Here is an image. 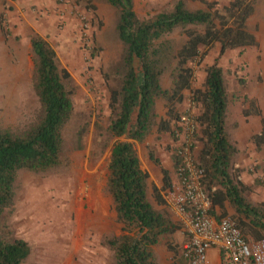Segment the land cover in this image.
Returning a JSON list of instances; mask_svg holds the SVG:
<instances>
[{
	"label": "trees",
	"instance_id": "16d2710c",
	"mask_svg": "<svg viewBox=\"0 0 264 264\" xmlns=\"http://www.w3.org/2000/svg\"><path fill=\"white\" fill-rule=\"evenodd\" d=\"M117 10L116 34L123 45L115 67L117 85L108 89V126L112 144L107 166L106 191L123 235H105L102 245L109 249L113 264H161L155 249L164 246L173 254V263L182 245L175 234L183 224L173 220L159 190L153 188L156 208L148 198V173L141 168L135 143H143L153 132L172 139L170 158L176 174L179 160L175 145L180 133V112L185 93L198 108L195 117V164L202 170L201 186L216 218L230 217L248 241L264 239V202L248 199L251 187L242 180L240 149L235 139L239 123L229 116L230 95L223 68L213 63L202 71L204 78L195 87L196 71L211 51L242 52L258 48V41L247 28L256 0H231L225 6L198 0L204 8L191 10L185 0H174L172 7L149 19H140L133 0H105ZM178 31L181 41L168 38ZM34 70V88L41 106L39 120L24 131H0V264H25L32 253L28 241L17 237L13 217L19 190V177L27 172L50 176L66 172L71 159L63 131L75 116V87L69 73L60 66L55 48L46 38L28 35ZM99 54L95 45L90 57ZM168 75L171 85L163 89ZM108 81V75H105ZM163 99L166 116L159 118L156 100ZM242 116L260 118L262 129L251 138L257 151L264 148V118L255 100ZM85 127L78 132L79 139ZM149 161L159 168L162 190L173 185L172 172L147 148ZM264 167V163H263Z\"/></svg>",
	"mask_w": 264,
	"mask_h": 264
},
{
	"label": "rangeland",
	"instance_id": "374dc122",
	"mask_svg": "<svg viewBox=\"0 0 264 264\" xmlns=\"http://www.w3.org/2000/svg\"><path fill=\"white\" fill-rule=\"evenodd\" d=\"M15 1V0H13ZM219 6L231 0H207ZM21 13L29 20L24 33L12 27L9 12L14 5L0 0V131L18 134L41 116V106L34 88L33 60L28 35L38 34L55 48L59 64L70 75L75 87V116L65 127L63 136L71 159L68 171L50 176L24 172L19 177L16 212L13 217L17 237L28 241L32 253L25 264H113L111 253L102 245L105 235H123L117 222L114 206L106 191L108 162L114 139L106 135L108 126V89L117 85L115 67L121 60L123 45L116 34L117 10L105 0H16ZM174 0H133V10L140 19L167 11ZM191 10L204 6L198 0H185ZM16 4V3H15ZM32 18V19H30ZM248 30L255 35L258 48L239 52L227 51L219 55L218 47L209 53L196 71L195 87L201 85L203 69L213 63L224 69L230 95L229 116L239 123L235 133L243 168L242 180L251 187L248 199L253 203L264 202V148L257 151L251 138L261 130L259 117L242 116L243 108H250L255 100L264 118V0H256L254 11L247 21ZM168 38L181 41L175 31ZM96 46L99 54L91 58L90 48ZM108 75V81L106 76ZM171 81L166 75L163 89ZM180 116L198 114L192 96L185 93L182 104L177 105ZM159 118L166 116L163 99L156 100ZM85 127L82 139L78 132ZM244 130L259 128L251 136ZM246 141V142H245ZM178 143V142H177ZM169 134L157 138L153 132L143 143H135L141 168L148 173V198L156 207L153 188L164 199L162 176L159 168L148 159L147 148L155 149L162 165L172 170ZM195 154L197 149H194ZM167 164H171L168 166ZM152 166V167H151ZM174 221L182 223L165 202ZM182 225V224H181ZM175 240L185 242L183 230ZM180 235V236H179ZM161 264H172L173 254L164 246L155 249ZM181 252L176 257L183 264Z\"/></svg>",
	"mask_w": 264,
	"mask_h": 264
},
{
	"label": "built area",
	"instance_id": "2783aa9c",
	"mask_svg": "<svg viewBox=\"0 0 264 264\" xmlns=\"http://www.w3.org/2000/svg\"><path fill=\"white\" fill-rule=\"evenodd\" d=\"M179 126V140L175 145L179 160L177 181L165 190L164 200L180 217L186 232L182 245L186 264H207L212 248L220 251L221 264H264V239L248 241L230 217L216 219L211 214V203L201 186L203 172L195 164L194 115H182Z\"/></svg>",
	"mask_w": 264,
	"mask_h": 264
},
{
	"label": "crops",
	"instance_id": "0c3cea01",
	"mask_svg": "<svg viewBox=\"0 0 264 264\" xmlns=\"http://www.w3.org/2000/svg\"><path fill=\"white\" fill-rule=\"evenodd\" d=\"M9 1V3H10V5H14V7L16 8L15 9V11L14 12H9L10 13V15H9V18H10V20H9V22L11 23V26L12 27H14V26H16V29H18V30H20V32H22L23 31V33H24V31H25V29L24 28H26V24L28 23H30L29 22V20L26 18V13L24 12V13H21L20 12V10H21V5H20V3H18V2H15V1H13V0H8ZM16 3V4H15ZM30 19H32V18H30ZM33 20V19H32ZM246 127H242V129L244 130ZM247 128H249V131L248 130H244V132L248 135V137H249V135L251 136V134L252 133H255L259 128H255V129H253V130H250V127H247ZM261 129H262V125H261ZM261 131V130H260ZM246 142V141H245ZM170 147H171V145H170ZM139 160H140V158H139ZM168 166H170L171 164H167ZM152 166H153V164H152ZM151 166V167H152ZM148 171V173L150 174V170H147ZM171 178H172V182L173 183H175L176 181H177V178H176V175H172L171 176ZM180 218V217H179ZM184 234V233H183ZM178 234H175V236H177ZM180 236V235H179ZM184 236H185V241H186V234H184ZM184 243V242H183ZM207 264H221V254H220V251L218 250V249H216V248H212V249H210L209 250V252H208V262H207Z\"/></svg>",
	"mask_w": 264,
	"mask_h": 264
}]
</instances>
